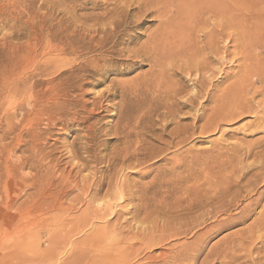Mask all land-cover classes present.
<instances>
[{"label": "rangeland", "instance_id": "rangeland-1", "mask_svg": "<svg viewBox=\"0 0 264 264\" xmlns=\"http://www.w3.org/2000/svg\"><path fill=\"white\" fill-rule=\"evenodd\" d=\"M149 1L150 0H0V65L6 68V72L12 77L18 73V67H16V65H24L26 62L25 59L30 56L36 40L41 39L44 41V44L50 40L53 42L57 40L56 42H62L61 44L64 46V43L71 36L70 38L74 39L75 42L77 41L78 45L84 44L86 46L87 44V46H92L93 42L88 41L90 37L95 34L97 37L98 35L103 36L101 28L105 22V24H107L110 20L113 21L112 17L114 21H117H115L116 23L114 24L110 23L108 25V27L111 26V28H115L116 25L117 32L115 31V34H112L113 37L110 36L111 38H107L108 40L106 39L105 41V43H107L102 45V47L104 46L105 48L101 50L103 55L100 54V60L98 59L99 61L91 63L90 69H97V73L87 70L89 73L85 72L88 73L85 74V80L90 82H88L89 85L86 84L82 90H77L73 93L74 96H77V99L82 97L79 102H77L79 106L68 109L67 112L54 114L51 121L48 122L44 120V122L41 123L42 125L39 124L38 126L36 125L37 122H33L35 121L33 119L35 115L31 117L33 113L29 111L30 107L27 103L24 105V108H20L21 104H24L20 103L24 102V97L26 95H32V93L29 92H25L23 97L20 95L27 88H21L19 91L12 90L1 95L2 100L0 101V107L3 106L5 109L2 108L0 111V127L2 128L0 130V135L4 134V139L0 140V151L3 149L0 152V154H2L0 155V165L2 163L0 167L4 168L2 171L0 169V172L3 173V183H6V188L4 190L1 188L0 190V203H3V205L1 203L0 206H4L6 209L3 207L4 233L0 241L2 242L0 244V264H69L74 258V254L71 255V253L79 254V252L85 248V242L82 243L85 233L82 232L79 233V235L75 234L72 238L70 237L65 244L63 242L61 247H57L53 238L64 236L67 228L69 229L75 223L78 224V222L83 221L86 217L90 220H87L88 225L87 228L85 227L86 234L87 232H91L93 227L98 228L105 226L108 229L117 227L119 230L123 231L124 236L127 237L129 235L128 237H130V234L132 235L134 230L139 228L138 226H142V224L148 225L146 223L149 221V226H152L150 223L153 224L157 221V225L162 222L160 226L167 225V227H173V225L176 226L175 224L178 223L176 227H179L185 223V220H188V218L183 217L185 219L183 221L180 220V218L176 220L177 217H173L172 220V216H176L177 214H175V212L168 213L165 211V195L167 193L164 191H167L166 189L168 187L166 186V181L169 185L174 184L173 187L179 186L182 183H185V185H189L190 183L191 186L195 184H192L193 182L197 181L196 184H198L201 189L205 187L204 190L198 192L199 195H202L205 193V190L209 188V183L211 181L214 183L213 188L217 185L215 182H217L218 179L219 186H222L226 181L228 182L226 184L228 186L230 185V188L236 184L238 180L237 176L229 172V169H231L232 172L234 165L235 168L239 167L238 170H252L250 173L255 172L253 169L255 165L258 164L256 161L259 160L253 155H256L259 149L263 150L264 130L254 131V124L256 122H254L253 125L251 124V121L254 120L252 117L245 118L241 121L237 119L223 121L220 122L221 125L217 128L208 125L207 126L210 128H202V126H204L203 124L206 123V119H208V112H211L210 106H212V102L216 99V95L215 98H210V101L201 98V102L199 101L200 105H198L197 102L194 105L188 103L185 105L186 98L188 97V93L186 94L185 92L193 88L195 77L187 74L185 71L182 72L177 70V72H175L177 68L172 70L173 68L168 67V64H171L172 67L173 63L171 61L169 62L166 58V61L163 62L164 65L166 64L165 67H163V63L158 65L156 60L153 59L155 54H153L152 49H150L151 42H156L152 41L153 35L156 36V34L158 35L161 32L158 27L161 18L158 16L159 12L154 11L156 7L148 8L149 10L152 8L149 12H146L147 9L143 13H140L139 6L149 4L146 5V7H148L151 5ZM154 1L161 2L162 0ZM229 1L233 3L230 4ZM245 1L238 0L237 2V0H228L227 5L230 4L229 6L239 7L238 4H242L245 6L246 4H243ZM185 2L186 5H188L189 2H193V0H185ZM245 3H247V1ZM193 6L196 7V5ZM189 7L191 9L192 5ZM170 8H175L174 3H172ZM142 9H145V6H142ZM125 10L129 12L126 13ZM122 14L125 15L126 18ZM122 17L124 18L122 19ZM45 39L47 41H45ZM52 41L51 43L53 44ZM201 45L199 43L198 46ZM220 45L223 46V44ZM228 46L229 49L231 48L230 51H232H228L230 55H224L225 57L223 59L225 62L221 59L223 54H219L220 56L217 57V59L215 58L216 61L212 64L214 67L218 66L217 68L213 67L215 69V75L211 78L212 90L214 91L217 86L223 88L228 85V82H231L230 79L232 80V76L238 72H236V70L239 69L237 59L239 55L234 57L237 50H235L232 43H229ZM83 52L78 53L82 54ZM85 53H87V56L96 54L92 49L91 52L90 50H86ZM166 54L168 55V51ZM67 57L68 56L65 58ZM230 57L235 60H231ZM79 58L80 57L77 58L79 60H77L78 63L82 60ZM184 60L185 59H182V61ZM21 62L22 64H20ZM178 62H176V64L183 63L181 60ZM219 65H221L220 68ZM168 68L170 71L167 70ZM99 69L100 73H98ZM90 73L91 75H89ZM20 76H22V78L26 76L30 77L27 87L31 86L34 81L37 82V80L40 79L35 70L32 69L27 70V73L24 72V74ZM227 78H229V80ZM98 80L100 81L98 82ZM167 87L169 89H167ZM177 87L182 90L181 96H179L180 93L176 96L179 106L174 105V103H177L175 101L176 98L174 102L172 99L173 97L170 99L167 97L172 89ZM185 87L187 89L184 91ZM219 89H217L218 94ZM94 100L96 101L93 103ZM179 102H183L184 104L180 105L181 103ZM17 106H20L18 107L20 110L17 109ZM26 106L29 108L27 109ZM122 107L127 110L120 111ZM173 107L179 108L180 110ZM171 109H173V113L177 115L172 114L177 117V120L175 119L176 117L171 115L172 112L168 113L172 111ZM123 111L125 112L123 113ZM205 112H207V114ZM121 113L123 115H121ZM119 114L121 118H119ZM29 115L32 119L29 118ZM127 117L130 118V123L133 120L134 123H132L139 129H135V132H142L138 134L140 136L144 134L141 138L137 136V134L134 135V132L131 139L139 140L133 142L137 143V141L142 139L143 141L149 142H142V146H144V144H151L149 145V149L146 151L143 150L144 153L146 152V155H143L144 157L140 156L139 161L133 158L124 159V148L127 147L124 142L127 139L124 138V134H121L120 129L122 126L121 124H124ZM169 117H173L172 122ZM175 120L176 122H174ZM165 122L172 124L168 125L167 132L174 126V128H176V123L179 129L185 128L186 125L189 128L193 122L195 123L194 129H191L192 131L187 130L188 133L182 134L181 136L178 134L165 135L164 139L172 141V144L169 146L162 143L159 135L163 133L162 127ZM142 123L143 125H141ZM180 124L182 127L179 126ZM249 124L253 127L249 126ZM117 128H119V130ZM136 143H132V146H139L140 142ZM250 149H253L252 152L249 151ZM247 150L249 154L246 153ZM121 151H124V153ZM244 151L245 153H242ZM260 153L261 152L258 154L261 155ZM117 160L119 162H117ZM253 162L254 166H251ZM247 167H249V169ZM6 168L9 169L7 170ZM3 171H8L10 173H4ZM221 171H223L224 176ZM224 171L226 174H224ZM218 174H220L221 177L223 176V179H221ZM247 177L239 184L237 183L238 186L240 184V186L244 185L247 181L246 179H248ZM234 181L235 183L233 184ZM38 185L40 186L38 187ZM88 186H91L90 188L98 186V189L101 187L97 195L98 199L101 201V198H104L102 200L104 201L103 203L109 205V207L106 206L108 208L103 216H100L101 218L99 219L94 217V221L90 218L93 217L90 216V210L94 206L90 207V210L88 209L89 212H85L83 210L86 205L81 202V200L87 197ZM234 187L238 188L236 186ZM234 187L232 188L233 190L235 189ZM222 188H224V185ZM37 189L39 190V194ZM241 194H246L249 197L246 195L243 198L241 197V202L236 203L237 206L232 205L228 210L229 212L226 214L220 213L217 217L208 220L206 225H200L198 226L199 228L196 227L193 233L178 238L182 241H189L188 239L193 240L196 235L199 233L202 234L203 232L205 233L208 230L207 233L209 236L207 240L209 243L208 241L206 242L207 246L205 253L210 247H221L224 243V239L230 238L236 230L244 226L246 227L260 210L259 206V209H256L249 220L247 219L245 222L236 223L238 219L236 215H239L245 203L258 196L255 192L247 194L245 190L244 192L242 191ZM42 196L46 197L43 199ZM77 196L81 203H78L79 200L77 202ZM231 196L232 195L225 196L226 198L223 197L224 202L225 200V203L229 202L228 200ZM47 197L48 199L51 197V199L48 200L50 205H48L49 202L46 199ZM71 198H74L76 202ZM86 199H89V197ZM44 200L48 203H45ZM263 200L264 197L262 203H264ZM38 202L45 203L46 206L43 205L45 206L43 207L42 203L39 204ZM56 206H58L60 210ZM61 209H63L64 212ZM54 210L60 211V214ZM200 212L201 211H198L195 214H199ZM132 216H135V218ZM136 216H138V218ZM146 216H148L147 219L149 221L146 219ZM141 219L147 221H142ZM225 219L227 220L225 221ZM168 220H176L177 222L175 221L176 223L173 222V224ZM220 220L224 222L229 221L231 224L218 229L219 227L217 224L223 222H220ZM164 221L167 222L165 223ZM179 221H183V223L181 224ZM57 223H60V225H57ZM167 223H170V225ZM156 224L154 223V225ZM158 246L159 247L156 246L154 248L155 250H153V253H157L169 247H166L167 245ZM156 248L159 249L157 250ZM55 251L59 254H56ZM253 254V256H256V252ZM203 256L204 254L202 257ZM138 258L140 259V257ZM139 259L135 264L142 262L140 261L141 259ZM243 260L241 261L240 259L238 262H244ZM247 260L249 261V259Z\"/></svg>", "mask_w": 264, "mask_h": 264}, {"label": "bare ground", "instance_id": "bare-ground-1", "mask_svg": "<svg viewBox=\"0 0 264 264\" xmlns=\"http://www.w3.org/2000/svg\"><path fill=\"white\" fill-rule=\"evenodd\" d=\"M144 1H146V0H144ZM151 1H154V0L149 1L152 6L150 5V6L146 7V5H149V4H144V5L139 6L140 13H143L145 10H147L150 7H153V8L156 7V9L154 11L159 12L158 16L161 18V20L159 21V26H158L160 28L161 32L158 35L156 34V36L153 35L152 41H156V42H151V48H150V49H152L153 54H155V57L154 58L152 56H150V57L155 59L156 63H158V65H160L164 61H166L165 60V58H166L169 60V62L171 61L173 63L172 67H171V64L170 65L168 64V67L173 68L172 70L177 68L175 70V72H177V70L182 71V72L185 71L187 74L195 77L194 82H193V88H191L190 91L185 92L186 94L188 93V97L186 98V104L185 105H187V103L194 105L196 102L198 105H200L199 101L201 102V98L206 99V101H210V98H212V97L215 98V95H216V99L214 100V102H212V100H211V102H212V104H211L212 106H210L211 112H208L209 113L208 119H206V123L203 124L204 126H202V128L207 129V128H210L211 126H213V128L214 127L217 128L219 125H221L220 122H223V121H230V120H236V119L241 121V120H244L245 118H248V117L251 118L252 117L254 120L252 119L253 121H251V124L253 125V123L256 122L254 124V127H255L254 131L264 130V0H246L247 3H245L246 1L244 0L245 2L243 4H246V5L244 6V5L240 4V5H242V6H240L238 4L239 7L235 6V4H234L235 7L229 6L231 3H233L230 1H229L230 4L227 5L228 0H193V2H189L188 5H186L185 0H164V1L162 0L161 2H157V1L151 2ZM158 1H160V0H158ZM237 2H238V0H237ZM172 3H174V5H175L174 9L170 8ZM239 3H241V2H239ZM190 5H192L191 9L189 7ZM193 5H196V7H194ZM197 5H198V7H197ZM142 6H145V9H142ZM150 10L148 9L146 12H149ZM125 11H126V13L129 12L128 10H125ZM107 15H109V14H107ZM123 16H125V15H123ZM128 17H129V15H128ZM123 18L124 17H122V19ZM125 18H126V16H125ZM112 19H113V21L110 20L107 24H105L106 22L103 24V27L101 28V30H102L101 32L103 33V36L98 35V37H97V35L95 34L96 36L92 35L90 37V39L88 41L93 42L92 46L89 45L90 47L87 46V44H86V46L84 44L78 45L77 41L75 42L74 39L70 38L71 36L64 43V46H62V44H61L62 42L61 43L59 41L56 42L57 40H55V42L50 40L49 42H45V44H44V41H42L41 39H38V40H36V43L33 46L34 49H32L30 56H28L25 59L26 62L24 63V65H22V66H19V64L16 65V67H18V69H17L18 73L14 77L10 76L6 72V68H4L2 65H0V101L2 100L1 95L4 93L10 92L12 90L19 91V90H21V88H27L20 95L23 97L25 92L32 93V95L31 96L26 95L24 97V102H20V103H24V104H21V107L17 106V109H19L18 107L24 108V105L27 103V105L30 107L29 111H32L33 115L30 114L31 112L29 114L31 115V117L35 115L33 117V119L35 121H33V122H37L36 125H38V126H39V124L43 123L44 120H47L48 122L51 121L54 114H58L61 112H67L68 109H72L75 106H79L77 104V102H79V100L82 97L79 95L81 98L77 99V96H74L73 93L77 90L78 91L82 90L83 87L86 84H88L89 81L87 82V80H85V76H86L85 74L89 73L87 70H89L90 72H93V73H95V72L97 73V69H94V68L90 69L91 63L100 60L99 56H100V54L103 53L101 50L103 48H105L104 46L102 47V45L105 43L107 38L113 37L112 34L116 31V28H117L116 25H115V28H111V26L108 27V25L110 23L114 24L117 22L116 20H115L116 22L114 21L113 17H112ZM119 19H120V17H119ZM137 25H140V24H137ZM124 26H126V25H124ZM99 33H100V31H99ZM116 35H117V33H116ZM59 39H61V38H59ZM45 41H47V40L45 39ZM51 41L53 42V44L51 43ZM144 43H146V42H144ZM199 43H200V45L201 44L202 45L198 46ZM229 43L230 44L232 43V45H234V47H235V50H237V52L234 54V57L235 56L237 57V55H239L237 57L238 63H239V69L236 70V72L237 71L238 72L232 76V80L230 79L231 82L230 83L228 82V85H226L225 87H223L221 85L223 88L217 86L218 88L216 87L215 91H214V90H212V84H211L212 79L211 78L213 77V75H215V69L214 68H217L218 66L215 65L216 67H214L212 64H213V62L216 61L217 57L220 56L219 54H223V56L221 57V59H223L225 57L224 55L229 54L228 51L229 52L232 51V50L230 51L231 48L229 49V46H228ZM220 44H223V46H221ZM91 49H92V51L96 52V54L93 56H87V53H85V51L90 50V52H91ZM167 51H168V55L166 54ZM78 52H83V53L79 54ZM187 52H189V53H187ZM88 54H89V52H88ZM153 54H151V55H153ZM165 55H167V56H165ZM213 55H215V56H213ZM62 56H64V57H62ZM66 56H68V57L65 58ZM77 56L82 59L79 63L77 62V60H78ZM101 58H103V57H101ZM182 59H185V60L182 61ZM230 59H231V57H230ZM232 59H234V58H232ZM103 60H105V59H103ZM155 60H152V61H155ZM179 60H181V62H183V63L178 64ZM17 61H19V60H17ZM176 62H178V63L176 64ZM224 62H225V60H224ZM76 63H77V65H76ZM20 64H22V62ZM100 64H102V63H100ZM163 65H164V63H163ZM165 66H166V64L163 67H165ZM220 66L221 65H219V68H220ZM29 69L35 70L36 74L40 77V79H38L37 82L34 81L32 83V85L30 84L31 86L27 87V84L30 80V77L26 76V77L22 78V76H20V75L24 74V72L27 73V70H29ZM167 70H169V68ZM85 72H88V73H85ZM98 73H100V69H99ZM166 73H164V74H166ZM172 73H174V72H172ZM103 74H104V72H103ZM89 75H91V73ZM42 77H45V78H42ZM227 79L229 80V78H227ZM228 80H226V81H228ZM99 81L100 80H98V82ZM222 82H224V81H222ZM179 87L172 89L170 94L168 92L169 95L166 94L167 97H169V99L173 97L172 99L174 101V99L176 98V96L179 93H180L179 96H181L182 90ZM125 88H126V85H125ZM107 89H109V88H107ZM167 89H169V88L167 87ZM186 89L187 88L185 87L184 91ZM217 89H219V94H218ZM102 91H103V89H102ZM216 92H217V94H216ZM186 94H184V95H186ZM104 95H105V93H104ZM125 98H123V99H125ZM183 99H185V98H183ZM82 101H84V100H82ZM95 101L96 100H94L93 103ZM175 101L176 102L178 101L177 98ZM20 103H19V105H20ZM179 103H181V102H179ZM182 104H184V103L182 102L180 105H182ZM150 105H152V104H150ZM174 105L179 106L178 102L174 103ZM185 105H183V106H185ZM2 108H4V107L3 106L0 107V111ZM26 108H27V106H26ZM173 108H175V107H173ZM175 109H177V108H175ZM122 110H127V109H125V108L123 109V107H122V109L120 111H122ZM171 110L172 111L168 112L169 111L168 110L167 112L168 113L172 112L171 113V115H172V114H174L173 113L174 111H173V109H171ZM124 112L125 111H123V113ZM77 113H79V112H77ZM205 113L207 114V112H205ZM206 114H205V116H206ZM30 115H29V118H31ZM121 115H123V114L121 113ZM174 115H176V114H174ZM202 115H203V113H202ZM118 116H120V114ZM176 116H173V117H176ZM122 117H125V116H122ZM128 117H127V119H125L124 124L123 123L121 124L122 126L120 129L121 134H124V138L127 139L124 142L127 145V147L124 148V150H125L124 159L125 158H128V159L133 158L136 161H139L140 156L146 155V152L144 153L143 150L146 151L147 149H149V145H151V144H146V145L144 144V146H142L143 145L142 142H148V141H143L142 139L140 141H137V143L140 142L139 146L136 145L137 144L136 142H133V141L139 140V139H135V140L131 139V136L134 134V132L136 131L135 129H137V128H136V125L134 126L133 120H132L133 123L132 122L130 123V120H129L130 118H128ZM170 117H169V119H171V122H172L173 117L172 118H170ZM203 117H204V115H203ZM24 118H25V116H24ZM119 118H121V116ZM199 118H200V116H199ZM133 119H134V117H133ZM135 119H136V117H135ZM140 119H142V118H140ZM166 119H167V117H166ZM175 119L177 120V117ZM176 120L174 122H176ZM199 120H201V119H199ZM84 121H85V119H84ZM162 121H163V119H162ZM146 122H148V121H146ZM258 122H260V123H258ZM165 123L162 127V129H163L162 130L163 133H161L162 135L159 134L160 138H161L160 140L162 141V143H165V144L170 146L172 144V141L169 139H164L165 135L169 136V135H173V134H178L179 136H181L182 134L188 133L187 130L194 129V123L195 122H193V124L189 128L186 125L187 129L185 126H184L185 128L179 129L178 124L176 123V125H177L176 128H174L175 127L174 126L173 128H171V130L169 129L170 131H168V132H167L168 125L171 123H166V124ZM131 124H133V125H131ZM138 125H139V123H138ZM141 125H143V123ZM207 125L210 127H208ZM252 125L249 124V126H252ZM179 126L182 127L181 124ZM118 127H119V125H118ZM142 128H143V126H142ZM1 129L2 128L0 127V130ZM117 129L119 130V128H117ZM137 130H139V129H137ZM165 132H167V133H165ZM141 133L135 132L134 135L137 134V136H140L138 134H141ZM119 134H120V132H119ZM3 135L4 134L0 135V140L4 139ZM142 136H140V137L142 138ZM132 143H136V144H133L136 146H132ZM263 146H264V144L262 143V147ZM45 150H46V148H45ZM252 150L253 149H250L249 151L252 152ZM36 151H37V149H36ZM41 151H40V153H41ZM249 151L247 150L246 153H248ZM121 152L124 153V151H121ZM254 152L257 153L258 150H257V152L256 151H254ZM259 152H261L260 153L261 155L258 154ZM259 152L257 153L259 157L257 156V154L253 155V156H255L256 159L259 160V161L254 160V161L258 162V164H256L255 168H254L256 170L253 169V171H255V172L250 173L252 171L251 169H250L251 171H249V170L248 171H244V170L241 171L242 169L238 170L239 167L235 168L234 167L235 165L232 168V172H231V169H229L230 170L229 172L232 173L234 176L236 175L237 179H238L236 184H234L235 181L233 182L234 185L232 184L233 186L231 188H230V185L228 186L226 184V183H228L227 181H226V183L222 184V186L224 185V188H222V186H219L218 185L219 179H218L217 182H215L216 180L214 181L217 184L214 188H213L214 183H212V181H211L209 183V188L205 190V193L202 195L201 194L199 195L198 192L204 190L205 187H204V189H201L200 186L198 184H196L197 181L193 182L192 184H194V183L195 184L191 185V186H190V183L188 182L189 185L188 184L185 185V183L184 184L179 183L180 185L178 184L179 186H175V187H173L174 184L173 185L170 184L171 185L170 186L169 183L166 181V184H167L166 186H168L167 189L165 188L167 191H164L165 193H167L165 195L166 205L164 204L165 205L164 208H166V210L165 209H162V210H165L168 213L175 212V214H177V215L172 216V218H171L172 220H173V217H175V218L177 217L176 220L177 219L179 220V218H180V220L184 221L185 219L183 217H187L188 220L186 219L185 223H183V221L182 222L179 221L181 224L183 223L181 226H179L180 228L176 227L178 225V223L175 224L176 226L173 225V227L172 226L167 227V225L166 226L165 225L160 226V224L162 222L159 225H157L156 224L157 221L154 222L156 225H154V223L153 224L150 223L152 226H149L150 221L147 219L148 216H146V219L149 221L146 223L148 225L142 224V226H138L139 228L137 230H134L133 233L131 232L132 235L130 234V237H128L129 235L127 237L124 236L123 231L119 230L117 227H113L111 229H108L105 226L104 227H98V228L93 227L92 231L87 232V234H86L85 227L87 228V225H88L87 220H89L86 217L83 221L78 222V224L75 223L69 229L67 228L64 236L54 237L53 241L57 244V247H61L62 246L61 244L63 242L65 244V242L70 237L72 238L75 234L79 235V233H82V232L85 233L84 240L82 241V243L85 242V248L83 250H81L79 252V254H75L72 252L71 255L74 254V258L69 264H135L137 262V260L139 259L138 257H140L141 260L140 259L139 260L142 261V262H139V264H264V203H262V199L264 197V147H263V150L259 149ZM242 153H245V151ZM0 155H2V154H0ZM35 156H36V154H35ZM253 156H252V158H253ZM248 157H250V156H248ZM246 159H247V157H246ZM21 161H20V163H21ZM117 162H119V161L117 160ZM229 162H231V161H229ZM230 164H232V163H230ZM251 164H253L251 166H254V162ZM1 165H2V163H1ZM3 168L4 167H0L1 171ZM247 168L249 169V167H247ZM3 172L5 173L6 171H3ZM216 172H217V170H216ZM218 172H220V171H218ZM6 173H10V172L7 171ZM221 173L223 175V171H221ZM224 174H226V172ZM218 175L221 179H223L222 177L224 175L222 177L220 176V174H218ZM247 176H249V177H247ZM246 177L248 178V179H246L247 180L246 183L244 182L245 183L244 185L240 186L241 185L240 184L238 186V184L240 182H242L243 179L245 180ZM3 178H4L3 173L0 172V190H1V188H2V190H4L6 188V185H5L6 183L5 184L3 183ZM208 178H206V179H208ZM214 179H215V177H214ZM214 179H211V180H214ZM221 179H220V181H221ZM225 179H224V181H225ZM4 182H5V180H4ZM176 182H178V181H176ZM190 182H191V180H190ZM221 182H219V183H221ZM40 185H41V183H40ZM40 185H38V187ZM206 185H207V183H206ZM91 186H88V188H87L88 194L86 195L87 196L86 198L89 197V199L84 198V200H81V202H82V204L86 205V207L84 206L85 209L83 210L85 212L86 211L89 212L88 209L90 207L94 206L92 209L90 208L91 210L89 209L91 211L90 216H93L90 218L93 220L94 217L98 218V219L101 218L100 216H103V214L106 212V209L109 207V205L103 203L104 201H102V200L104 198H101L102 199L101 201H100V199H98L97 195L99 194L101 187H99V189H98V186L90 188ZM234 186H236L238 188H235ZM207 187H208V185H207ZM233 187L235 188L234 190L232 189ZM50 189H52V188H50ZM40 190H41V188H40ZM244 190L247 194H251V192H255V194L257 193L258 196H256L252 200L249 199L250 201L245 203V205L241 208L239 215H236V216H238L236 223L245 222L247 219L249 220L253 216L254 212L256 211V209L259 206H260L259 207L260 210L259 211L257 210L258 211L257 214H255V217L253 219H251V221L247 224L246 227L244 226L241 229L236 230L237 232L235 231L236 233L234 232V234H232L230 238L224 239V243L221 245V247H219V246H218L219 248L217 246H216V248H215V246L210 247V249L208 251L206 250V253H205V249L207 246L206 242L208 241L207 239L209 236L207 233L208 230L205 233L204 232L202 234L199 233L198 235H196V237L193 236L194 237L193 240L188 239L189 241H185V240L182 241L181 239L178 238L180 236H183V235L185 236L187 234L193 233L195 231L196 227L199 228L198 226H200V225L201 226L204 224L206 225V222L208 220H210L211 218L217 217L218 214H220V213L226 214L227 212H229L228 210L230 209V207L232 205L235 206L236 203H240L242 198L245 197L246 194L245 195L241 194L242 191L244 192ZM37 191L39 194L38 189H37ZM116 193H117V191H116ZM231 193H233V194H231ZM43 194H41V195H43ZM110 195H111V193H110ZM229 195H232V196L228 200L229 202L225 203L226 200L224 202V198H226ZM246 196H248V195H246ZM45 197L46 196H44L43 199ZM73 197H75V196H73ZM40 198H39V201H40ZM78 198L79 197L77 196V198H76L77 202L79 200L78 203H81L80 199H78ZM46 199L48 201L49 199H51V197L49 199L47 197ZM41 201H42V199H41ZM45 201L46 200H44V202ZM74 201H75V199H74ZM42 202H40V203H42ZM48 202H45V203H48ZM107 202H105V203H107ZM38 203H37V206H38ZM45 203L44 204L42 203V206L45 205ZM2 205H3V203H2ZM48 205H50V202ZM45 206H43V207H45ZM106 206H108V207H106ZM3 207L0 206V241H1L3 233H4V228H3V226H4V223H3L4 218L3 217L4 216L2 215ZM56 207H58V206H56ZM56 207H54V208H56ZM58 208H56V209H58ZM38 209H39V207H38ZM51 209H53V208H51ZM71 209H72V207H71ZM40 210H41V208H40ZM59 210H60V208H59ZM61 210L63 211V209H61ZM54 211L58 212V210H54ZM198 211H201V212L199 214H195ZM131 212H133V211H131ZM138 216H139V214H138ZM138 216H136V217L138 218ZM132 217L135 218V216H132ZM181 218H183V219H181ZM231 218H232V215H231ZM234 219H235V217H234ZM147 220L143 219L142 221H147ZM176 220H174V221L168 220V221L170 223H173V222L176 223L177 222ZM226 220L227 219H225V221ZM222 221L220 220V222H222ZM231 221H232V219H231ZM75 222H76V220H75ZM164 222L166 223L167 221H164ZM60 223H57V225L58 224L60 225ZM170 223H167V224L170 225ZM180 223H179V225H180ZM222 223L217 224L219 227L218 229L224 228L227 225L231 224L229 221H227V222L223 221ZM231 227H232V225H231ZM88 228H90V227H88ZM216 230H217V228H216ZM129 231H130V229H129ZM209 233H211V232H209ZM229 236H230V234H229ZM74 239H72V240H74ZM77 241H79V240H77ZM71 242H74V241H71ZM1 243L2 242H0V244ZM208 243H209V241H208ZM158 245H160V246L167 245L166 247H168V246L169 247L167 249L161 250L157 253L156 252L153 253V250H155L154 248L156 246L159 247ZM58 249H60V248H58ZM70 249H72V248H70ZM63 251H64V249H63ZM254 252H256V256H253ZM55 253H56V251H55ZM56 254H59V253H56ZM203 254H204V256L202 257ZM57 259H58V257H57ZM240 259H241V261L244 259L243 260L244 262H241V261L238 262ZM247 259H249L250 262Z\"/></svg>", "mask_w": 264, "mask_h": 264}]
</instances>
